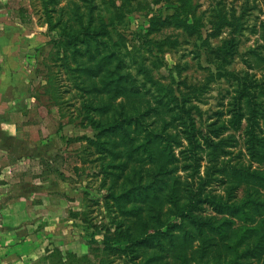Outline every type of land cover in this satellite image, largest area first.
I'll return each mask as SVG.
<instances>
[{"label": "trees", "instance_id": "obj_1", "mask_svg": "<svg viewBox=\"0 0 264 264\" xmlns=\"http://www.w3.org/2000/svg\"><path fill=\"white\" fill-rule=\"evenodd\" d=\"M40 6L47 32L55 33L58 69L78 100L81 127L93 131L86 142L97 156L100 202L105 211L114 213L107 229L112 232L109 249L128 264H168L164 256L175 264H260L264 257V141L255 145L253 128L258 125V113L264 116L260 110L263 85L249 76L237 79L235 108L225 112L226 121H216L202 131L193 129L186 119L183 129L171 134L176 116L165 105L187 115L191 106L168 93L155 100L150 94L155 83L144 73L138 81L136 73L133 77L128 72L130 65L135 71L140 65L114 40L112 17L106 18L95 0H40ZM182 10L183 5L174 9L173 24L186 33L197 32V20L189 24V15ZM24 12L20 10L21 20ZM245 16L241 11L238 19ZM240 26L231 30L222 45L223 57L217 59L216 69L223 77L234 76L226 67L236 55ZM242 120L246 121L242 134L247 137L249 159L260 166L254 170L221 159L229 154L224 132L239 133ZM146 165H151L150 183H143L141 171L146 173ZM128 169L131 175L124 179ZM178 169L186 173V182L173 175ZM136 194L140 201L148 198L154 219L146 220L138 213L139 204L132 202ZM205 209L213 216L202 217Z\"/></svg>", "mask_w": 264, "mask_h": 264}, {"label": "rangeland", "instance_id": "obj_2", "mask_svg": "<svg viewBox=\"0 0 264 264\" xmlns=\"http://www.w3.org/2000/svg\"><path fill=\"white\" fill-rule=\"evenodd\" d=\"M31 1L35 7V29L32 30L35 34L20 40L15 38L16 51L8 50L7 58L16 67L10 66L5 73L16 76L14 94H24L22 98H15V106L18 108L28 103V99L31 101L26 119L35 122L41 129L40 137L49 141L47 157L57 155L61 159L56 168L66 181L49 185L67 208L56 209L55 214L39 223L41 235L45 238L48 234L45 238L47 248L41 257L17 256L10 264H128L125 257L108 246L112 232L107 229L114 213L105 211L100 202L97 156L93 149H88L86 142L93 131L81 127L75 92L58 69L60 62L53 45L55 33L47 32L40 0ZM95 1L106 18L112 17L110 31L114 40L124 46L127 57L130 55L140 65L137 71L130 65L128 72L133 77L136 73L138 81L144 73L155 83L150 88L155 100L168 93L178 101L186 100L185 105L191 106L190 115H187L178 113L173 105H165L176 116L169 128L171 134L181 131L186 119L193 129L202 131L216 121H226L229 111L235 108L237 79L249 76L264 87V0H125L124 4V0H104L106 8L100 0ZM181 5L182 11L189 15V24L192 19L197 20L200 26L197 32L189 34L173 24L174 9ZM243 6H246L244 10ZM241 11L246 15L242 21L238 19ZM238 24L241 26L236 36V55L226 67L234 76L223 77L222 71L216 69L217 59H222V45ZM261 101L260 110L264 112V99ZM256 119L258 125L253 128V139L257 146L264 141V116L260 118L258 113ZM240 127L239 133L224 132L223 138L228 144L225 149L229 154L221 159L230 165L238 163L254 170L260 166L250 161L246 150L244 138L247 140V137L242 134L245 120ZM205 165L203 162L202 166ZM150 168L151 165H146V173L141 171L145 175L143 183L152 180ZM203 172L201 168V174ZM130 175L128 169L123 178ZM173 175L183 183L187 181L186 173L179 169ZM140 198V194L132 196V202L136 206L139 204L138 213L146 220L154 219L148 198L144 201ZM201 216L212 217L213 214L205 209ZM164 257L168 264H175L168 256ZM263 263L264 257L260 264Z\"/></svg>", "mask_w": 264, "mask_h": 264}, {"label": "crops", "instance_id": "obj_3", "mask_svg": "<svg viewBox=\"0 0 264 264\" xmlns=\"http://www.w3.org/2000/svg\"><path fill=\"white\" fill-rule=\"evenodd\" d=\"M20 10L25 11L24 20ZM34 29L31 0H0V264H10L17 256L41 257L48 234L45 238L41 235L39 223L56 209L67 208L49 185L66 181L56 168L61 159L47 157L49 141L40 137L35 122L26 119L31 101L15 106V98L24 94H14L16 76L5 73L10 66L16 67L7 58L8 50L16 51L15 38L30 37Z\"/></svg>", "mask_w": 264, "mask_h": 264}]
</instances>
